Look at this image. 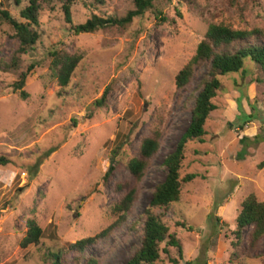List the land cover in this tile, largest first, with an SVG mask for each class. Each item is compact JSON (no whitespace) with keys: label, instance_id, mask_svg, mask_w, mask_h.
<instances>
[{"label":"rangeland","instance_id":"rangeland-1","mask_svg":"<svg viewBox=\"0 0 264 264\" xmlns=\"http://www.w3.org/2000/svg\"><path fill=\"white\" fill-rule=\"evenodd\" d=\"M0 2V8L18 17L13 0ZM153 4L167 17L165 23L158 24L150 9L123 27L80 34L69 29L59 5L46 6L34 50L20 56L16 70H0V156L6 158L0 164V264H51L48 247L64 248L106 228L115 218L112 205L125 193L114 190L122 181L137 188L131 211L82 256L91 255L99 264L127 260L139 244L140 215L151 190L164 178L162 159L189 123L205 68L197 67L190 84L180 89L174 75L194 55L209 23L264 30V0ZM131 8V0H74L72 20L80 23L91 14L121 17ZM11 32L0 24L4 63L15 47ZM51 49L81 57L60 94L49 70ZM29 64L34 67L22 100L12 84ZM257 77L260 70L249 58L240 71L221 77L223 87L213 99L217 108L206 120L202 142L187 144L181 174L195 177L182 185L179 201L164 215L182 245L178 264H230L240 202L250 193L264 200V83ZM107 87L104 105L94 106ZM155 131L161 135L159 150L136 184L125 164L137 155L141 138ZM28 220L44 237L21 247ZM249 229L243 231L233 264H264V236L251 250ZM161 259L155 264H172L163 254Z\"/></svg>","mask_w":264,"mask_h":264},{"label":"trees","instance_id":"trees-1","mask_svg":"<svg viewBox=\"0 0 264 264\" xmlns=\"http://www.w3.org/2000/svg\"><path fill=\"white\" fill-rule=\"evenodd\" d=\"M13 1L15 6L18 5V17H14L8 10L0 8V24L4 23L11 28V37L15 42L10 61L4 63L0 60V70H16L20 64V56L34 50V46L40 37L36 29L40 24V12L46 6L49 9H54L56 4L59 5L65 23L69 25V29L74 34L91 33L112 26L123 27L130 23L133 18L141 16L150 9H153L158 24L168 20L154 6L153 0H131L133 8L121 17L91 14L80 23H73L72 20L71 8L74 0H22L23 6H19L20 0ZM48 55L49 70L60 94L68 87L72 73L81 57L78 54L59 49L49 50ZM245 58H249L260 70L261 78L257 77L256 81L264 83L263 29L258 27L238 29L223 23H209L196 46L194 55L174 75V85L180 89L190 84L197 67L202 65L205 68V74L195 86L196 94L193 105L189 108V123L176 140L173 149L163 157L162 165L166 168L164 178L153 186L148 203L140 215L142 228L139 244L131 248L129 258L120 264H155L162 261V254L172 264H178V261L183 259L180 240L174 232H170V228L164 221V215L173 203L179 201L182 185L195 177L193 173L181 174L187 144L191 140L202 142L205 135L206 120L210 113L217 108L213 99L223 87L221 77L230 72L240 71L243 68ZM33 67V64H29L25 71L18 74V79L12 84V88L18 92L22 100L28 96L22 88ZM108 89V87L105 88L100 97L93 102L94 106L101 107L104 105ZM160 136V132L155 131L151 136L142 137L137 155L126 162V170L136 184L140 183L151 163V158L158 152L161 143ZM5 163L6 158L0 156V164L4 165ZM111 169L110 167L104 178L108 176ZM114 190H125L119 200L112 205L111 213L115 216L114 221L97 234L78 239L67 244L64 248L63 246L56 247L57 245L48 247L46 254L48 262L51 264H99V260L91 255L82 256L84 250L103 239L115 227L121 226L137 199V188L135 185L130 186L129 181L116 182ZM235 221L236 226L232 231L230 264H233L232 260L239 256L238 252L245 229L250 227L248 231L249 249H255L257 243L263 238L264 200H261L255 193L248 194L240 202ZM27 226L26 233L20 242L21 247H26L32 243L37 244L44 237L42 229L33 221L28 220ZM172 248L177 257H171L170 249ZM68 255H70L69 258Z\"/></svg>","mask_w":264,"mask_h":264}]
</instances>
